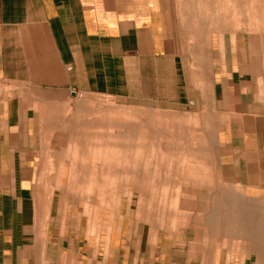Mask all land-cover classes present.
<instances>
[{
	"label": "crops",
	"instance_id": "obj_1",
	"mask_svg": "<svg viewBox=\"0 0 264 264\" xmlns=\"http://www.w3.org/2000/svg\"><path fill=\"white\" fill-rule=\"evenodd\" d=\"M254 1L248 24L243 0H0V264H197L159 232L63 211V149L36 112L72 93L193 100L219 124L220 164L264 187V8ZM226 253L207 264H253Z\"/></svg>",
	"mask_w": 264,
	"mask_h": 264
},
{
	"label": "rangeland",
	"instance_id": "obj_2",
	"mask_svg": "<svg viewBox=\"0 0 264 264\" xmlns=\"http://www.w3.org/2000/svg\"><path fill=\"white\" fill-rule=\"evenodd\" d=\"M254 3L243 0L248 24L246 8ZM52 104L36 115L51 118L52 147L63 149V173H57L63 211L88 224L98 217L100 228L115 219L159 232L181 255L195 251L197 264L221 250L227 257L236 250L238 262L264 264V187L236 181L243 174L220 164L219 124L205 118L202 106L85 93L53 97Z\"/></svg>",
	"mask_w": 264,
	"mask_h": 264
},
{
	"label": "water",
	"instance_id": "obj_3",
	"mask_svg": "<svg viewBox=\"0 0 264 264\" xmlns=\"http://www.w3.org/2000/svg\"><path fill=\"white\" fill-rule=\"evenodd\" d=\"M71 96L74 97L75 96V93H72Z\"/></svg>",
	"mask_w": 264,
	"mask_h": 264
}]
</instances>
